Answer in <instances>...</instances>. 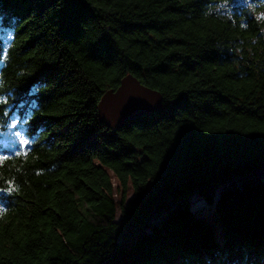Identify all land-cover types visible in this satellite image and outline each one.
<instances>
[{"label":"trees","instance_id":"16d2710c","mask_svg":"<svg viewBox=\"0 0 264 264\" xmlns=\"http://www.w3.org/2000/svg\"><path fill=\"white\" fill-rule=\"evenodd\" d=\"M0 264H264V0H0Z\"/></svg>","mask_w":264,"mask_h":264},{"label":"water","instance_id":"95a60500","mask_svg":"<svg viewBox=\"0 0 264 264\" xmlns=\"http://www.w3.org/2000/svg\"><path fill=\"white\" fill-rule=\"evenodd\" d=\"M162 106L160 92L140 83L133 75L126 74L115 89H108L101 95L97 115L102 124L116 130L125 122L148 115ZM199 196L204 197L203 194Z\"/></svg>","mask_w":264,"mask_h":264},{"label":"rangeland","instance_id":"374dc122","mask_svg":"<svg viewBox=\"0 0 264 264\" xmlns=\"http://www.w3.org/2000/svg\"><path fill=\"white\" fill-rule=\"evenodd\" d=\"M189 203L191 206L192 213L197 218H204L205 220L209 221L215 231H218L217 223L215 221V213L212 210V205L208 203L202 196L195 195L190 197ZM219 236V233H217Z\"/></svg>","mask_w":264,"mask_h":264},{"label":"snow or ice","instance_id":"6c2138e0","mask_svg":"<svg viewBox=\"0 0 264 264\" xmlns=\"http://www.w3.org/2000/svg\"><path fill=\"white\" fill-rule=\"evenodd\" d=\"M17 135L19 136V133H17ZM22 143L27 144V141H26V140H23ZM10 190H11V189H9V191H10Z\"/></svg>","mask_w":264,"mask_h":264},{"label":"bare ground","instance_id":"6f19581e","mask_svg":"<svg viewBox=\"0 0 264 264\" xmlns=\"http://www.w3.org/2000/svg\"><path fill=\"white\" fill-rule=\"evenodd\" d=\"M203 198H204V197H203ZM215 233L217 234V233H219V231H216Z\"/></svg>","mask_w":264,"mask_h":264}]
</instances>
